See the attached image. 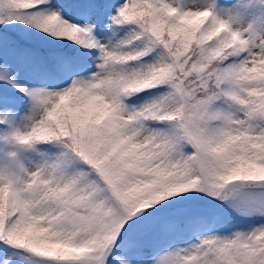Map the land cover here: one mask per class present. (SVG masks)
<instances>
[{"label":"snow or ice","instance_id":"obj_1","mask_svg":"<svg viewBox=\"0 0 264 264\" xmlns=\"http://www.w3.org/2000/svg\"><path fill=\"white\" fill-rule=\"evenodd\" d=\"M0 264H264V0H0Z\"/></svg>","mask_w":264,"mask_h":264},{"label":"trees","instance_id":"obj_2","mask_svg":"<svg viewBox=\"0 0 264 264\" xmlns=\"http://www.w3.org/2000/svg\"><path fill=\"white\" fill-rule=\"evenodd\" d=\"M143 95V94H142Z\"/></svg>","mask_w":264,"mask_h":264}]
</instances>
